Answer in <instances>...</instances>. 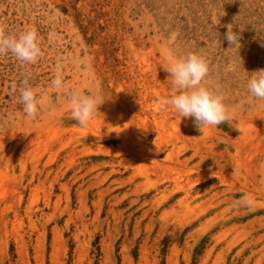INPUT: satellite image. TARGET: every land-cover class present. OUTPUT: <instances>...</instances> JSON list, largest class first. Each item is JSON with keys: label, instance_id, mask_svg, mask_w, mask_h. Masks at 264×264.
<instances>
[{"label": "rangeland", "instance_id": "374dc122", "mask_svg": "<svg viewBox=\"0 0 264 264\" xmlns=\"http://www.w3.org/2000/svg\"><path fill=\"white\" fill-rule=\"evenodd\" d=\"M0 27L34 28L42 52L0 55V264H264V100L247 90L264 0H0ZM189 53L232 120L199 129L161 105ZM97 92L80 125L71 95Z\"/></svg>", "mask_w": 264, "mask_h": 264}, {"label": "clouds", "instance_id": "9594fccd", "mask_svg": "<svg viewBox=\"0 0 264 264\" xmlns=\"http://www.w3.org/2000/svg\"><path fill=\"white\" fill-rule=\"evenodd\" d=\"M225 39L230 47L238 49L241 47L239 33L229 27ZM7 53L12 54L22 65L35 64L42 55L40 38L36 30L29 28L19 34L9 35L0 27V55ZM166 71L170 74L173 91L170 96L161 99V105L173 108L180 118L191 117L199 129L218 126L233 119L224 103L223 94L213 92L202 85L209 72L206 58L197 53H189L172 61ZM257 72L260 74L248 79L247 90L252 98L264 100V70ZM23 85L20 89L19 102L26 117L32 119L37 114L41 101L38 100L35 91L27 86L26 81ZM52 86L57 89L62 87L59 74L53 79ZM104 101L99 92L93 95L73 93L69 101L72 116L80 125H85Z\"/></svg>", "mask_w": 264, "mask_h": 264}]
</instances>
